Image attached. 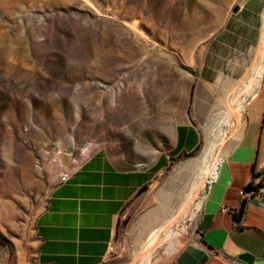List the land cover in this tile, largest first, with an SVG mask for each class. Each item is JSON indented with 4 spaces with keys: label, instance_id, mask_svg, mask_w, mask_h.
I'll use <instances>...</instances> for the list:
<instances>
[{
    "label": "rangeland",
    "instance_id": "1",
    "mask_svg": "<svg viewBox=\"0 0 264 264\" xmlns=\"http://www.w3.org/2000/svg\"><path fill=\"white\" fill-rule=\"evenodd\" d=\"M258 1L235 16L238 0H0V264H36L52 189L100 149L130 168L167 156L120 211L100 264H143L156 230L148 264L188 240L213 177L204 146L225 160L260 90ZM179 125L199 142L169 156Z\"/></svg>",
    "mask_w": 264,
    "mask_h": 264
},
{
    "label": "crops",
    "instance_id": "2",
    "mask_svg": "<svg viewBox=\"0 0 264 264\" xmlns=\"http://www.w3.org/2000/svg\"><path fill=\"white\" fill-rule=\"evenodd\" d=\"M242 11L243 6L234 15ZM245 11L254 14L249 8ZM260 16L263 20V9ZM233 58L236 63L246 61L239 56ZM261 84L246 107L242 138L209 182L193 233L158 264H264V195L259 198L245 191L256 178L264 184V173L258 171L264 158V79ZM178 127L192 129L196 135L194 146L184 140L178 152L194 150L199 142L195 129ZM177 128L169 156L179 142ZM166 163L167 156L160 155L150 167L130 168L104 149L84 159L66 181L52 189L37 217L36 264H100L120 211L148 187Z\"/></svg>",
    "mask_w": 264,
    "mask_h": 264
},
{
    "label": "bare ground",
    "instance_id": "3",
    "mask_svg": "<svg viewBox=\"0 0 264 264\" xmlns=\"http://www.w3.org/2000/svg\"><path fill=\"white\" fill-rule=\"evenodd\" d=\"M263 73H264V64L261 65L259 68L256 69L255 74L253 75V82L255 83V85L259 88L261 86V82L263 79ZM250 89V88H249ZM253 90V88H252ZM251 91V90H250ZM249 92V91H248ZM250 94V93H249ZM244 101V100H243ZM243 105V103H241ZM240 104V105H241ZM241 105V106H242ZM240 107V106H239ZM246 107V106H245ZM245 107L244 105L242 106V108L240 109V113L245 111ZM228 116V115H226ZM233 117V116H232ZM224 119H226L224 117ZM229 119V118H228ZM225 122V121H224ZM223 122V124H224ZM227 124V123H225ZM221 129V128H220ZM221 132V130H220ZM215 133V132H214ZM213 133V134H214ZM215 136V135H214ZM221 139H223V136ZM216 138V137H215ZM213 139V138H212ZM220 139V138H219ZM210 141V140H209ZM207 140V143L204 146L203 152L201 154L202 156V167H201V172L202 171H206L204 175H209L212 174L213 176L216 174V172L218 171V168L220 166V163H217L215 161L216 158V154L215 151L217 152V150L215 149V144L212 142H209ZM216 142V141H215ZM220 143V142H219ZM218 149V148H217ZM204 175L202 176V178L204 177ZM200 177V176H199ZM201 178V179H202ZM205 178V177H204ZM197 183V181H196ZM198 188V187H197ZM170 231V230H169ZM158 232L159 230L154 231L153 233H151V235L149 236L148 240L146 241V245L144 247V252L142 253V263L143 264H148L149 261V256H150V252L153 248V245H156L157 243L156 240L158 239ZM159 242V241H158Z\"/></svg>",
    "mask_w": 264,
    "mask_h": 264
},
{
    "label": "trees",
    "instance_id": "4",
    "mask_svg": "<svg viewBox=\"0 0 264 264\" xmlns=\"http://www.w3.org/2000/svg\"><path fill=\"white\" fill-rule=\"evenodd\" d=\"M177 130H178L179 142L175 150L172 151L171 153L172 155L176 154L182 148V143L184 142V140L190 146H194L196 144V135L192 129L187 130L185 127H178ZM157 168L158 166L154 168L153 171H155ZM250 189L252 188L250 185H248L245 191H249ZM242 212H243V206L241 207L239 213L242 214Z\"/></svg>",
    "mask_w": 264,
    "mask_h": 264
},
{
    "label": "built area",
    "instance_id": "5",
    "mask_svg": "<svg viewBox=\"0 0 264 264\" xmlns=\"http://www.w3.org/2000/svg\"><path fill=\"white\" fill-rule=\"evenodd\" d=\"M245 1L247 0H238V8H241ZM258 171L259 173H264V158L261 159V168L258 169ZM68 176L69 175L63 176L61 181H66ZM250 186L252 189L249 190V194L262 198V196L264 195V184H262L261 180L258 181V179L256 178V181L252 182Z\"/></svg>",
    "mask_w": 264,
    "mask_h": 264
},
{
    "label": "water",
    "instance_id": "6",
    "mask_svg": "<svg viewBox=\"0 0 264 264\" xmlns=\"http://www.w3.org/2000/svg\"><path fill=\"white\" fill-rule=\"evenodd\" d=\"M238 7H235L234 9H233V12H237L238 11Z\"/></svg>",
    "mask_w": 264,
    "mask_h": 264
}]
</instances>
